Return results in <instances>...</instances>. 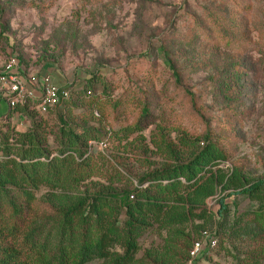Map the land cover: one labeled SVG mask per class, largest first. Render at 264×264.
Listing matches in <instances>:
<instances>
[{"label": "rangeland", "instance_id": "374dc122", "mask_svg": "<svg viewBox=\"0 0 264 264\" xmlns=\"http://www.w3.org/2000/svg\"><path fill=\"white\" fill-rule=\"evenodd\" d=\"M12 57L25 81L48 72L72 92L65 106L39 116L46 125L63 117L106 132L89 142L104 161L80 192L130 190L166 163L154 144L178 150L183 139L188 150L209 140L226 152L225 167L264 178V0H0V72ZM227 67L239 77L223 92ZM7 102L0 95V125L29 128ZM126 126H137L127 139L111 135ZM219 199H207L208 211ZM224 203L230 221L252 205L241 194ZM48 210L37 200L32 211ZM151 240L159 238L147 235L142 247ZM202 264L233 260L219 248Z\"/></svg>", "mask_w": 264, "mask_h": 264}, {"label": "trees", "instance_id": "16d2710c", "mask_svg": "<svg viewBox=\"0 0 264 264\" xmlns=\"http://www.w3.org/2000/svg\"><path fill=\"white\" fill-rule=\"evenodd\" d=\"M220 77V90L228 92L239 75L227 67ZM71 94L56 108L65 106ZM36 103L28 99L12 108L28 117L26 130L0 125V264H184L204 231L216 246H204L202 261L222 248L233 264H264V178L225 167L228 156L215 143L200 140L191 150L187 139L178 150L154 144L166 163L138 178L137 186L80 192L104 161L89 142L106 132L69 124L63 117L50 127ZM136 128L126 126L111 135L127 139ZM41 187L49 192L38 198ZM237 194L252 205L232 221L224 220V199ZM215 195H220L219 207L210 212L206 201ZM37 200L49 210L34 214ZM214 225L219 239L207 230ZM149 234L159 241L143 248L141 240Z\"/></svg>", "mask_w": 264, "mask_h": 264}, {"label": "built area", "instance_id": "2783aa9c", "mask_svg": "<svg viewBox=\"0 0 264 264\" xmlns=\"http://www.w3.org/2000/svg\"><path fill=\"white\" fill-rule=\"evenodd\" d=\"M16 59L10 58L0 72L1 96L7 99L9 108L23 104L28 99H36L35 109L40 116H46L70 96V90L57 85L50 73L43 72L38 78L27 76L26 81L15 72ZM25 82L28 86H25ZM39 90L36 91L35 89ZM105 143L100 142L99 147ZM216 246V239L211 237L208 231L201 234V238L195 240L189 250L188 259L184 264H202L203 248Z\"/></svg>", "mask_w": 264, "mask_h": 264}, {"label": "crops", "instance_id": "0c3cea01", "mask_svg": "<svg viewBox=\"0 0 264 264\" xmlns=\"http://www.w3.org/2000/svg\"><path fill=\"white\" fill-rule=\"evenodd\" d=\"M51 78H52V76H51ZM53 80V79H52ZM27 123V122H26Z\"/></svg>", "mask_w": 264, "mask_h": 264}]
</instances>
